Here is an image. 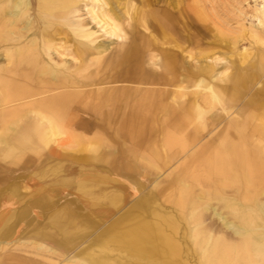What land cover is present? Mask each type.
<instances>
[{"label": "bare ground", "instance_id": "obj_1", "mask_svg": "<svg viewBox=\"0 0 264 264\" xmlns=\"http://www.w3.org/2000/svg\"><path fill=\"white\" fill-rule=\"evenodd\" d=\"M253 1L257 23L247 39L260 45L244 67L220 49L226 32L197 11L199 0H165L159 9L155 0H0L5 151L42 146L57 156L52 144L64 147L72 138L160 141L154 152L169 166L167 198L175 206L168 210L152 191L141 193L148 176L127 175L123 198L110 196L105 208L113 218L98 244L111 242L124 254L110 258L93 251V242L43 230L54 220L71 233L74 213L92 207L59 179L43 182L24 215L41 226L31 239L12 237L11 209H0V264H135L136 257L151 264H264V0ZM170 6L186 13L195 35L178 29ZM205 23L214 27L213 45L193 51L192 43L206 41ZM244 30L240 25V36ZM238 54L245 59L250 50ZM50 159L35 161L19 178L31 181L33 169L45 171ZM86 164L71 163L66 174L90 176ZM153 166L148 180L156 188L161 165ZM63 200L72 207L63 208Z\"/></svg>", "mask_w": 264, "mask_h": 264}, {"label": "rangeland", "instance_id": "obj_2", "mask_svg": "<svg viewBox=\"0 0 264 264\" xmlns=\"http://www.w3.org/2000/svg\"><path fill=\"white\" fill-rule=\"evenodd\" d=\"M164 1L165 0H155L154 8H164L166 5ZM182 4L186 5L187 0H182ZM197 6L198 12L207 16L211 22L219 24L221 29L225 30L226 35L223 37V44L220 49H223V52L227 50V59H229L233 65L247 66L248 62L251 60L252 53L256 50L257 46L260 45L250 43L251 39H247L249 35L248 32L253 25L257 23L256 20L251 17L254 1L199 0ZM170 9L173 12V16L176 18L178 29L183 28L186 32L188 30L189 34L195 35L197 29H195V26L187 19L186 13H177L172 6H170L168 10ZM122 11L123 9H121V5H119L117 12ZM189 13L196 15L190 10ZM205 24L207 25L206 27H208V29L205 28L207 31L206 41L200 46L196 45V47L192 43L189 48L193 51L204 49L205 47L209 48L213 45L211 42H214V27L209 25V23ZM240 25H243L245 29L243 32L245 35L243 36H240L241 33H239ZM262 34L264 35V33ZM157 36L161 39L160 33H158ZM236 38L238 42L235 48H233L232 45L231 48L225 46V44ZM115 45L116 41L109 44L107 50L108 55L114 52ZM244 48L250 50V54L245 59L241 58L238 54L240 51H243ZM188 61L193 64L191 59H188ZM224 62L225 61L222 63ZM67 143L68 144L64 147H60L59 142L52 144L57 149V156H50L47 152V147L42 146L35 150L27 145L12 150L11 152H6L7 146L4 144L0 145V194L1 197H3L0 200V209H2V211L5 210V207L11 209L10 213H12L13 218L9 220V223L14 224L12 228V237L22 240L31 239L30 234L33 233V231L41 230V226L38 227L35 225V222H29V218L24 216L33 211L28 207L34 200L31 191L39 187L43 182H51L52 180L59 179L60 184L70 186L72 190L77 192V198H79L80 204H85L89 200L92 202V207L86 211L74 213L75 217L73 219L75 224L73 225L74 228L71 230V233L69 231L64 232L63 229L60 230L59 228H55L53 224V222H55L54 220L53 222L51 221L52 223L48 221V226L45 225L43 230L56 234L57 236L61 235V237H65L69 242L73 240V242H84L86 240L83 245L87 242H93V251L96 253H104L110 258H115L119 255L122 256L124 255L123 253H119L113 249V243L106 242L103 246H99L98 243L100 241H105L104 231L109 221L113 218L110 215L111 213H107V209H105L111 204V202L109 203V197L117 194L121 195L123 198L126 189L125 177H127V175L138 177L144 174L148 176V178H151V176H154L151 173L155 172L153 165L160 164V173L162 174L158 179L159 183L157 187H151L148 178H145L146 184L141 188V193L146 194L148 191H152L153 194L158 197V202H162L168 210H172L174 206V204L170 202L171 199L167 198V193L171 190L169 187L166 188L167 185L165 180L167 178V173L170 171L168 168L169 166H162L164 154L161 155V152H159L158 155H156L154 152L155 149H159L162 146V143L160 141L151 143H131L112 137L108 139L100 137H88L85 139L72 138L70 143ZM127 146L133 147L132 150L127 151ZM45 157L51 158L49 165L44 169L45 171L36 168L33 169V174L30 175V177L33 176L31 181L19 178V175L22 174L24 170H31L33 167L32 164L35 161L44 159ZM81 162L85 164L88 163L83 166L92 169L89 173L90 176L85 174L84 177L79 178L78 175H75V178L70 174H66L67 168L71 163L79 164ZM128 162H131L130 168L127 166ZM113 180H116V183H113ZM123 183L125 186H123ZM135 197L137 198V194L134 198ZM61 203L63 204V208H67L66 206L70 208L73 205L72 202H67L66 200H63ZM212 203L217 204L220 202L212 200ZM141 205L143 209H148L151 206L148 200H143ZM223 211L226 212L224 209ZM8 216L3 217V222ZM60 222L64 224L65 220ZM181 226L182 225H179L178 234L182 233L180 230ZM105 233L107 232L105 231ZM187 241L190 242V238L187 237ZM133 261L135 264H151L147 259L143 260L137 257L133 259Z\"/></svg>", "mask_w": 264, "mask_h": 264}]
</instances>
